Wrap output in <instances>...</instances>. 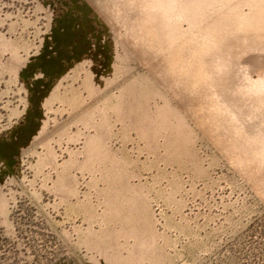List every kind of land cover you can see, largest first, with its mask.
<instances>
[{
	"label": "rangeland",
	"instance_id": "1",
	"mask_svg": "<svg viewBox=\"0 0 264 264\" xmlns=\"http://www.w3.org/2000/svg\"><path fill=\"white\" fill-rule=\"evenodd\" d=\"M0 264H264V0H0Z\"/></svg>",
	"mask_w": 264,
	"mask_h": 264
}]
</instances>
